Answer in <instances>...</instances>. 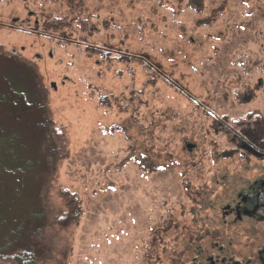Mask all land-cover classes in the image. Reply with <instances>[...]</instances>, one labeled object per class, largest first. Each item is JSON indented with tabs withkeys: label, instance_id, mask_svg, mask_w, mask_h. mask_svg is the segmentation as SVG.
<instances>
[{
	"label": "rangeland",
	"instance_id": "obj_1",
	"mask_svg": "<svg viewBox=\"0 0 264 264\" xmlns=\"http://www.w3.org/2000/svg\"><path fill=\"white\" fill-rule=\"evenodd\" d=\"M84 9L91 20L81 28ZM23 25L142 55L162 73L152 82L149 67L125 56L98 64L87 46L55 47L20 33ZM0 44L37 66L63 132L67 157L57 184L46 171L39 175L55 188L46 195L48 212L65 208L59 187L79 200L77 224L60 230L55 243L67 240V264H190L179 252L192 232L205 234L227 194L225 137L212 126L247 103L264 108V89L255 90L264 81V0H0ZM7 58L0 57V92L8 99L0 104V164L13 166V151L36 153L44 135L32 100L37 81ZM240 170L231 165L227 176L237 179ZM6 174L0 182H19Z\"/></svg>",
	"mask_w": 264,
	"mask_h": 264
},
{
	"label": "trees",
	"instance_id": "obj_2",
	"mask_svg": "<svg viewBox=\"0 0 264 264\" xmlns=\"http://www.w3.org/2000/svg\"><path fill=\"white\" fill-rule=\"evenodd\" d=\"M193 1L198 5H201L202 2V0ZM84 12L87 15L83 21H79L81 28H84V25H82L83 22L85 23V21L91 20V13H88L85 9ZM45 23L43 22V26H41L44 32L48 28L44 25ZM53 23L55 22H52L51 25H54ZM27 27V25L21 26L19 28L20 33L30 35L32 38L42 35L44 40L46 39L53 43L55 47L60 48L70 43L74 44V48H76L77 44L78 47L79 45L87 46V51L92 55H96L99 59H96L98 64L102 62H116L118 64L125 56V59L127 58L129 61L133 59L140 61L147 70L149 67L150 71L148 70V72L151 75L152 82L155 81L153 78L155 72L158 75L162 73L159 72L160 70L151 61L142 55L132 54L122 49L113 50L107 48L105 44L102 46H93L89 42L86 44H81L79 41L71 42L60 36L45 37L46 35L42 33V29L32 31L31 29H26ZM10 28L14 31L17 29L14 25L10 26ZM0 57H8L7 59L13 60L15 64L29 72L30 77L32 75L33 82L31 81V83L37 81L35 83L36 86L35 84L32 85L34 89L32 100L34 96H37V107L43 119L42 134L44 135V142L41 140L44 152H41L42 143L38 142L40 149L32 150V152L36 153L31 154L25 149V154L21 158L18 151H13L14 158L11 160L13 166H2L0 164V178H3V175L6 173V176L10 173L15 174L19 179V182L16 184L13 182H0V264H67L71 247L67 245V240H65L66 245L63 243L56 245L55 243L61 239L58 236H61L60 230L66 229L72 224H77L81 214L79 200L76 198V194L72 193L69 189L59 187L57 189V196L63 200L65 208L48 212L45 204L49 189L55 190L50 185L52 182L53 185L57 184L55 181H57L56 175L58 177L59 170L57 168H59V163L67 157V148L65 139H63V132L57 127L54 119L50 115L51 110L48 106L47 88L42 84L41 74L37 66L32 61L27 60V58L18 55L15 50H4L2 44H0ZM249 63L251 65H257L258 59L250 60L249 58L247 64ZM119 71L117 75L122 73L121 70ZM172 83L178 87L176 83ZM7 101V94L0 92V104ZM119 128V126L114 127V129ZM12 138L8 137L7 141L10 143ZM2 140L4 141V139H0V142ZM40 170H43L42 176L46 171L47 179L51 177V184L47 183L45 176L42 178L39 175ZM41 179H43V182ZM60 245H62V249H58Z\"/></svg>",
	"mask_w": 264,
	"mask_h": 264
},
{
	"label": "flooded vegetation",
	"instance_id": "obj_3",
	"mask_svg": "<svg viewBox=\"0 0 264 264\" xmlns=\"http://www.w3.org/2000/svg\"><path fill=\"white\" fill-rule=\"evenodd\" d=\"M256 84L255 90L263 91L264 81ZM237 99L241 105L254 97ZM249 104L246 110L223 115L212 126L225 137L221 179L227 194L205 234L193 238L196 231L192 232L186 247L190 251L179 252V258L187 255L190 264H264V108ZM237 163L238 178L227 176L230 166Z\"/></svg>",
	"mask_w": 264,
	"mask_h": 264
},
{
	"label": "water",
	"instance_id": "obj_4",
	"mask_svg": "<svg viewBox=\"0 0 264 264\" xmlns=\"http://www.w3.org/2000/svg\"><path fill=\"white\" fill-rule=\"evenodd\" d=\"M54 87V83L51 84Z\"/></svg>",
	"mask_w": 264,
	"mask_h": 264
}]
</instances>
